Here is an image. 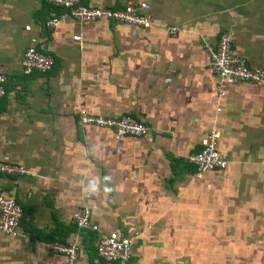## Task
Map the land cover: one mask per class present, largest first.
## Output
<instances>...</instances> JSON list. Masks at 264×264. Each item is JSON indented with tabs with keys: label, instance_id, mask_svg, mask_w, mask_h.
<instances>
[{
	"label": "crops",
	"instance_id": "obj_1",
	"mask_svg": "<svg viewBox=\"0 0 264 264\" xmlns=\"http://www.w3.org/2000/svg\"><path fill=\"white\" fill-rule=\"evenodd\" d=\"M140 1L149 29L79 26L42 0H0V161L31 173L0 174V193L22 208L15 234L0 233V264H66L51 242L76 243L75 264H123L98 257V238L134 231L125 264H264V88L229 86L218 104L203 48L231 27L235 52L264 70V0ZM81 2L116 9L126 0ZM53 15L60 25L46 29ZM170 26L179 32L168 35ZM30 45L53 57L51 70L22 71ZM81 108L131 115L149 132L116 139L80 125ZM212 126L228 165L197 177L186 157ZM88 179L100 183L96 196L82 191ZM83 206L98 231L69 222Z\"/></svg>",
	"mask_w": 264,
	"mask_h": 264
},
{
	"label": "built area",
	"instance_id": "obj_2",
	"mask_svg": "<svg viewBox=\"0 0 264 264\" xmlns=\"http://www.w3.org/2000/svg\"><path fill=\"white\" fill-rule=\"evenodd\" d=\"M50 7L66 11V14L79 26H86L97 21L122 23L129 26L149 29L155 25L145 14L143 3L140 0H126L121 8L92 7L84 5L81 0H42ZM60 25V18L53 15L45 23L46 29H56ZM29 30L30 27H24ZM179 27H166L168 35H176ZM235 31L227 28L221 31L217 41L213 45L204 44L207 54V69L214 77V93L219 102L226 97L227 87L238 83H250L264 88V70L250 66L247 61L238 55L233 48ZM74 40H80V36H74ZM34 43L35 40L32 39ZM54 59L51 55L38 50L34 45L28 46L22 53L20 67L23 72L46 73L51 70ZM7 75L0 72V99L5 95L4 85ZM219 111V106L217 108ZM78 123L86 127L110 131L116 139L126 136L143 137L148 134L149 127L131 115L112 117L101 113H90L81 108L77 112ZM221 137L220 131L212 126L199 142V150L190 153L186 161L195 167L197 177L210 172L226 170L228 160L221 154L218 143ZM0 174L6 176L31 175L30 171L22 164L0 161ZM22 217V208L12 196L0 193V233L6 235L15 234L17 225ZM78 230L98 231V226L91 222V209L83 206L68 218ZM140 235L138 231L115 236L112 234H100L96 253L106 263H127L131 258L133 242ZM48 249L65 258L66 264H75L79 246L76 243L64 244L51 242Z\"/></svg>",
	"mask_w": 264,
	"mask_h": 264
},
{
	"label": "clouds",
	"instance_id": "obj_3",
	"mask_svg": "<svg viewBox=\"0 0 264 264\" xmlns=\"http://www.w3.org/2000/svg\"><path fill=\"white\" fill-rule=\"evenodd\" d=\"M106 180H110V177H106ZM82 191L87 192L89 196H96V194L101 191L100 183L95 179H88ZM103 191L111 194L113 191L112 185L110 183H105L103 186Z\"/></svg>",
	"mask_w": 264,
	"mask_h": 264
}]
</instances>
